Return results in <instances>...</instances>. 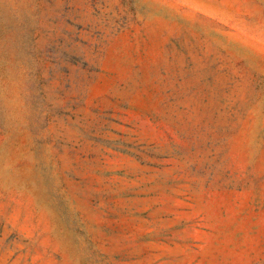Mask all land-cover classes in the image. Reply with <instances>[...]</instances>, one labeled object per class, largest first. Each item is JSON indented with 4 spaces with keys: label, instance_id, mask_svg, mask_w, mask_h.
Returning a JSON list of instances; mask_svg holds the SVG:
<instances>
[{
    "label": "rangeland",
    "instance_id": "1",
    "mask_svg": "<svg viewBox=\"0 0 264 264\" xmlns=\"http://www.w3.org/2000/svg\"><path fill=\"white\" fill-rule=\"evenodd\" d=\"M0 264H264V0H0Z\"/></svg>",
    "mask_w": 264,
    "mask_h": 264
}]
</instances>
